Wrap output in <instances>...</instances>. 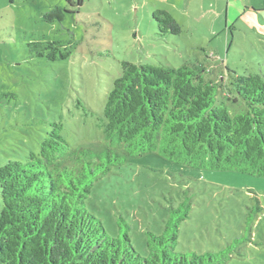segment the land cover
Here are the masks:
<instances>
[{
	"label": "rangeland",
	"instance_id": "rangeland-1",
	"mask_svg": "<svg viewBox=\"0 0 264 264\" xmlns=\"http://www.w3.org/2000/svg\"><path fill=\"white\" fill-rule=\"evenodd\" d=\"M54 1L0 0V165L38 152L55 121L74 147L110 144L104 109L122 61L203 62L211 70L205 77L220 83L217 103L224 100L232 114L246 110L233 99L232 78L264 77V0H232L227 17L223 12L216 22L209 0H197L202 8L194 3L195 13L176 0L179 34H161L145 0H85L77 7L66 1L74 12L47 21ZM39 40L63 41L72 53L40 56L32 49ZM187 197L193 207L181 224L178 251H218L240 237L222 264H264V176L180 165L155 150L114 166L96 182L87 206L113 236L128 222L133 245L146 254L147 232L162 233L171 204Z\"/></svg>",
	"mask_w": 264,
	"mask_h": 264
},
{
	"label": "trees",
	"instance_id": "trees-1",
	"mask_svg": "<svg viewBox=\"0 0 264 264\" xmlns=\"http://www.w3.org/2000/svg\"><path fill=\"white\" fill-rule=\"evenodd\" d=\"M66 1L77 7L85 0ZM66 12L74 8L55 5L44 17L63 19ZM152 17L161 34L182 31L168 10L156 9ZM32 49L51 59L72 53L55 40L35 41ZM121 67L104 109L110 144L74 147L55 121L38 152L0 165V264H222L238 250L240 237L218 251L177 250L190 197L171 204L162 233L147 232L146 254L133 245L128 222L119 223L122 234L111 235L87 199L114 166L155 150L180 165L264 176V77L249 72L232 78L233 99L246 105L232 114L224 100L217 103L220 83L205 77L211 70L203 62L125 60Z\"/></svg>",
	"mask_w": 264,
	"mask_h": 264
},
{
	"label": "crops",
	"instance_id": "crops-1",
	"mask_svg": "<svg viewBox=\"0 0 264 264\" xmlns=\"http://www.w3.org/2000/svg\"><path fill=\"white\" fill-rule=\"evenodd\" d=\"M145 2L151 7V15L152 12L156 9H165L168 10L173 16L174 18L178 21V23L180 22L176 13V9L178 8L177 2L176 0H145ZM157 2H161L160 3V8H156L155 6H157ZM186 4H187V9L190 10V12L195 13V11L193 10L194 8L192 7L193 4H197L199 7L202 8V5H200L198 3L197 0H185ZM220 2L224 3V6L226 4V8L223 11V5H220ZM231 2L232 0H209V5H210V12H212L213 15H219L217 17L214 18V21H217L218 17H221L223 12L224 14L227 15L230 12V7H231ZM55 5H59V6H66V0H59V1H54L53 3H51L50 7H54ZM193 8V9H192ZM207 15V13H202V17H205Z\"/></svg>",
	"mask_w": 264,
	"mask_h": 264
}]
</instances>
